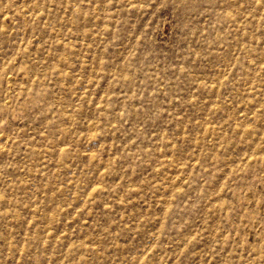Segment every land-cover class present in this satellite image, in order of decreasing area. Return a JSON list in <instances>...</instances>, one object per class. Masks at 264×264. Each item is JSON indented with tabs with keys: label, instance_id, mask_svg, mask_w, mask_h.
<instances>
[{
	"label": "rangeland",
	"instance_id": "obj_1",
	"mask_svg": "<svg viewBox=\"0 0 264 264\" xmlns=\"http://www.w3.org/2000/svg\"><path fill=\"white\" fill-rule=\"evenodd\" d=\"M0 264H264V0H0Z\"/></svg>",
	"mask_w": 264,
	"mask_h": 264
}]
</instances>
